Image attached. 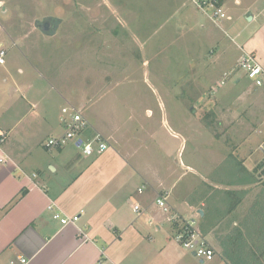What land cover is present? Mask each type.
<instances>
[{"label": "crops", "instance_id": "0c3cea01", "mask_svg": "<svg viewBox=\"0 0 264 264\" xmlns=\"http://www.w3.org/2000/svg\"><path fill=\"white\" fill-rule=\"evenodd\" d=\"M83 1L85 0L66 1L67 7L72 8L66 9L67 14L63 20L65 27L59 21L61 28H64L62 31L39 29L33 36L29 32L16 34L0 31V51H5L4 56L8 53L12 55L11 48L17 46V58L25 60L24 64H10L6 59L0 62L2 66L8 65L5 67L7 74L0 79V131L6 134V140L0 143V154L7 160L0 162V264H11V261L22 264L20 256L26 257L29 264H99L100 259H103L104 264H139L138 248L148 247L147 242L154 241L166 226H171L172 237L177 241V225L169 220V213L167 215V212H163L155 204L154 200L159 193L166 192L173 209L188 218H195L201 230L204 207L213 192L232 188V182L237 185H233L237 190L248 189L246 180L256 175L254 167L252 170L241 169L240 162L243 164L244 159L231 153L223 160V165L216 167L219 168L217 174L220 178L215 176L214 180L217 182L211 184L214 189L207 197L202 196L203 177L200 174L197 186L189 184L180 193L174 189L176 181L167 188L166 179L158 182L153 180L152 170L159 164H166V160L151 159V136L146 138V135H151L150 130L144 134L138 131L137 126L129 136L119 132L117 113L122 108V101L116 88H120L123 83L131 86L133 79L126 76L127 81L117 79L114 82L112 78L116 75L121 78L122 71L135 69L123 70L120 66L105 68L104 60H101V67L96 70L83 56L87 53L82 48L96 46L97 49H102L104 43H97L94 36L88 42L79 39L72 30L73 27L76 23H83L86 29L94 27L98 31L106 24L115 29L120 26L124 29L123 33L114 31L118 41L125 35L129 41H122L123 45L130 50L133 48V52L139 47L137 51L142 53V48L137 43L138 35L132 33L133 38L130 39L126 33H131L128 25L160 22L162 27L174 20L177 23L175 30H180L187 36L194 32L195 35L192 36L198 41L197 45L212 46L211 64L214 67L218 68L227 49H223L222 44L217 42L211 26L208 24L207 27L201 20L189 0H130L129 4L119 2L118 6L113 5L114 0H94L90 3ZM227 1L222 0V3L231 19L224 20L221 28L229 35L224 24L233 31L236 27L243 26L230 39L234 41L233 38H240L241 42H235L240 51L241 46L252 51L264 67V0H229L234 6H229ZM4 3L5 0H0L1 14L8 12ZM138 3L141 12L137 9ZM74 7L82 14L80 21L74 20L75 15L68 17ZM227 7L245 10L243 14L246 13L247 20L254 23V30L246 32L248 23L244 20L242 25L239 17L229 12ZM86 11L88 14H83ZM178 22H182V25ZM151 28L147 26L148 30ZM83 35L85 33L82 34V39L85 38ZM46 37L48 40L44 41ZM122 42L119 41L120 44ZM42 43L49 47L46 54V46L43 52L40 48ZM6 46L9 48L6 49ZM201 48L199 64L203 59ZM99 51L95 54H99ZM55 56L66 59L61 63L53 62ZM192 64L195 66L196 61L193 60ZM93 69L96 71L94 75L91 74ZM110 70L116 73L106 72ZM107 80L110 82L109 86L113 87L111 91H106L105 82H102ZM237 80L240 83L241 79ZM225 98L226 103L232 101ZM218 99L223 100H209L212 104L209 111L215 118L218 117ZM108 101L115 102V116L114 112L109 113L105 109ZM65 106L80 110L92 126L109 139L110 147L91 156L83 154L74 140L61 147L48 148L43 137L47 135L50 139L65 131L69 119V115L62 111ZM228 112L233 119H238L239 116L242 118L243 112L231 108ZM134 117L131 113L129 119L132 121ZM240 125L242 128V124ZM139 126L144 125L139 123ZM227 132L230 134L229 130ZM235 132L243 134L244 130L242 128V131ZM92 134V129L88 128L83 136L89 137ZM238 148L236 145L235 150ZM230 158L233 163L229 162ZM226 161L228 163L224 164ZM188 167L193 171L192 175L196 176V168L191 164ZM232 167L233 172L230 171ZM245 173L249 175L247 178H243ZM223 183H227V187L216 185ZM140 188L143 189L140 191ZM23 189L26 190L23 197L9 207ZM248 196L246 193L241 199L239 197V204L232 211H229V204H222L219 196H214L212 203L216 209L223 211L225 217L222 220L236 225L238 219L249 209ZM135 204L140 205V211L134 210ZM154 207L157 209L152 210ZM56 212L69 217L78 215L79 218L72 223L63 224L53 217ZM195 213L199 214L198 218ZM214 218L217 223L220 214L216 213ZM152 226H155L154 231ZM213 226L209 227L207 237L215 241L214 232L219 227ZM168 243L161 241L159 246L165 248ZM167 248L170 257L166 259L168 264H226L218 247L212 261H202L181 246H178L179 250L172 246L166 247V250Z\"/></svg>", "mask_w": 264, "mask_h": 264}, {"label": "rangeland", "instance_id": "374dc122", "mask_svg": "<svg viewBox=\"0 0 264 264\" xmlns=\"http://www.w3.org/2000/svg\"><path fill=\"white\" fill-rule=\"evenodd\" d=\"M5 1L4 4L8 7V12L0 13V31L16 34L29 32L31 36L39 29L50 32L51 30H64V28H61L60 23L66 17V9L72 8V6L67 7L66 1L68 0ZM83 2L90 3L94 0ZM119 2L129 4L130 0H114L113 5L118 6ZM231 3L229 0L227 1L229 6H234ZM193 8L201 20L207 24V27L211 26L212 32L217 36V42L222 44L221 47L227 49L218 68L211 64V61H213L210 53L212 46L197 45L196 42L198 41L193 38L194 32L187 36L184 32L175 30L177 23L174 20L162 27L160 22H154V24L138 22L128 25L131 33H126H128L130 39L133 38L132 33L138 35L137 43L141 46L142 53H138L139 47L133 52L132 47L136 46L132 45L130 50L123 45L122 41H129L125 35V39H120L119 41L122 43H119V38L117 35L115 36L114 31L123 33L124 29L120 26L115 29L114 26L109 27L106 24L101 30L99 28L97 31L94 27L86 29L85 24L76 23L72 30L81 40L88 42L91 41V36H94L97 43H104L103 47L105 49H97L96 46L94 48L90 46L82 48L87 53L83 56L96 70L101 67V60H104L105 68L114 69L115 66H120L123 70L135 69V71H122L121 78H117V75L112 78L114 82L117 79L123 82L127 81L126 76H131V79H133L131 86L128 87L123 83L120 88H116L117 95L120 96L122 101V108L117 113L119 132L129 136L137 126L138 131L144 134L150 130L151 135H146V138L151 136L150 141L154 156L151 155V159L157 161L164 158L166 160V164H159L152 170L151 174L154 181L158 182L166 179L165 187L167 188L176 181L174 189L180 193L182 190H186L189 184L190 186H197L199 183L198 174H200L204 181H202V196L207 197L210 191L214 189L211 184L217 182L214 179L215 176H218L219 168L216 167L223 165V160L229 154L235 153L239 158L244 159L243 164L240 162L241 169L252 170L253 167L255 168L256 175L252 176L257 177V182L255 184L247 183L248 189H245L246 192L243 194V196L246 193L249 194L247 198L248 206L250 207L254 200L259 197H263L264 203V163L258 167L259 164L264 162V86H257L246 75L245 70L239 67L238 57L241 52L243 54L242 48L245 47L241 46L240 51L237 43L241 42V39L233 38L234 41L230 39L235 36L237 31H241L243 26L240 25L233 31L231 27L224 24V28L228 29L229 34L226 35L223 27L217 26L196 7ZM227 8H229V12L239 17L242 25H244V20L245 23H248L246 32L254 30V23L247 20L246 13L243 14L245 10L242 11L239 7ZM1 9L0 6V11ZM137 9L140 11L139 3ZM85 13L88 14L87 11L83 12V14ZM72 15H75L74 20L80 21L82 17V14L75 7L68 17H72ZM178 18L176 19L178 20ZM178 23L180 26L182 25V22ZM37 26H41V28ZM147 26L152 28L148 30ZM63 27H65V22H63ZM83 33H85L83 35L85 36L84 39H82ZM47 40L46 37L44 41ZM236 41L237 43H235ZM45 46L43 43L41 44L42 52ZM8 48L6 46V49ZM48 48L46 46L45 54ZM200 48L203 59L199 64ZM11 50L13 51L12 55L8 53L6 57L4 56V59L8 60L10 64L14 62L24 64L25 60L21 59L22 57L17 58V46L12 47ZM96 51H99V54H95ZM29 57L32 58V56ZM62 58L55 56L52 61L61 63L66 59ZM193 60L196 61L195 66L192 64ZM5 67H8V65H0V79L7 74ZM106 72H112V70ZM112 73L116 72L113 71ZM91 74H96V71L91 70ZM237 79H241L240 83ZM102 82H105L106 91L113 89L112 86H109V80ZM112 85L114 84L112 83ZM213 98H216V100L217 98H223V100L218 99L217 101L216 110L219 118H215L216 116L209 111L210 105H212L209 100ZM224 98L225 100L229 98L232 101L226 103ZM110 103V101L105 103L107 108L104 106L109 113L114 112L113 103L115 102ZM229 108L243 112L242 118L239 116L238 119H233L230 114H227ZM147 109H150V111ZM131 113L135 116L132 119L134 122L129 119ZM66 114L70 115V112ZM139 123L144 126L140 127ZM240 124H242L244 130L243 134L242 132H240L241 134L235 132L236 130L242 131ZM43 140H46V143L48 142L47 135L43 137ZM236 145L239 146L237 151L235 150ZM230 159L229 162L233 163V160ZM227 163L228 161L224 164ZM189 164L196 168V171H194L197 174L196 176L192 175L193 171L189 169ZM233 170L234 167L230 171L233 172ZM248 176L245 173L243 178ZM218 177L220 178V176ZM216 185L227 187V183ZM231 185L232 188L228 190H237L235 188L237 185L234 182ZM155 204L159 207L156 201ZM156 209L154 207L152 210ZM160 209L162 210V208ZM166 214L168 215V213ZM195 214L198 218L199 214ZM260 219H264L262 214ZM154 227H151L152 231L155 230ZM170 227V225L166 226L157 234L154 241L147 242L148 247L138 248L139 264H161V262L166 261L170 258L168 248L166 250L168 246L179 250L178 246H181V244L172 237ZM208 238L218 250V244L209 236ZM159 239L163 242H169L165 248L159 246L161 245ZM165 264H168V261Z\"/></svg>", "mask_w": 264, "mask_h": 264}, {"label": "built area", "instance_id": "2783aa9c", "mask_svg": "<svg viewBox=\"0 0 264 264\" xmlns=\"http://www.w3.org/2000/svg\"><path fill=\"white\" fill-rule=\"evenodd\" d=\"M197 9L206 14L209 19L217 26H222L224 20H230L231 16L226 11L222 0H189ZM239 60V67L243 68L246 75L257 85L264 86V67L256 54L245 48ZM5 51H0V62H4ZM62 111L70 112L69 119L65 126V131L57 136L51 137L46 143L48 148H57L64 146L69 141L74 140L81 148L83 154L91 156L106 151L110 147L109 139L99 130L95 129L84 114L73 106H65ZM91 128L92 136L84 137L86 129ZM6 140V134L0 131V143ZM6 158L0 154V162H6ZM143 188H140V191ZM156 203L165 212L169 213V220L178 227L175 238L184 249L189 250L202 261H212L216 257L217 249L213 246L207 235L198 227V221L195 218H188L178 211H175L168 202L166 192L159 193L155 199ZM140 205L135 204L134 210L140 211ZM54 217L63 224H69L78 220L79 216H63L60 212L54 213ZM22 264H29L26 257H19ZM11 264H14L11 261ZM99 264H104L103 259ZM226 264H229L226 262Z\"/></svg>", "mask_w": 264, "mask_h": 264}, {"label": "trees", "instance_id": "16d2710c", "mask_svg": "<svg viewBox=\"0 0 264 264\" xmlns=\"http://www.w3.org/2000/svg\"><path fill=\"white\" fill-rule=\"evenodd\" d=\"M264 162L259 164L262 165ZM258 169V168H257ZM253 174V173H251ZM257 177L251 176L246 183H256ZM26 190L23 189L9 204V207L16 203ZM246 190H217L213 192V196L207 200L204 207L205 214L202 216L201 231L208 235L210 226H218L215 231V241L219 246V251L224 260L229 264H264V219H260L262 214L264 217L263 197L256 198L249 207L243 218H239L236 225L232 222L227 223L222 220L225 217L221 209H216L212 203V198L219 196L222 204H229V211H232L236 204H239V197ZM258 197V196H257ZM236 200V201H235ZM241 201V200H240ZM220 214V219L214 218V215ZM223 215V216H222ZM221 226V227H220ZM225 228V230H224ZM222 232V234H219Z\"/></svg>", "mask_w": 264, "mask_h": 264}, {"label": "water", "instance_id": "95a60500", "mask_svg": "<svg viewBox=\"0 0 264 264\" xmlns=\"http://www.w3.org/2000/svg\"><path fill=\"white\" fill-rule=\"evenodd\" d=\"M200 212H201V210H200Z\"/></svg>", "mask_w": 264, "mask_h": 264}]
</instances>
